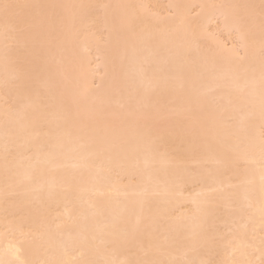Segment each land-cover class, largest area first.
I'll list each match as a JSON object with an SVG mask.
<instances>
[{"label":"bare ground","instance_id":"obj_1","mask_svg":"<svg viewBox=\"0 0 264 264\" xmlns=\"http://www.w3.org/2000/svg\"><path fill=\"white\" fill-rule=\"evenodd\" d=\"M3 264H264L262 0H7Z\"/></svg>","mask_w":264,"mask_h":264},{"label":"snow or ice","instance_id":"obj_2","mask_svg":"<svg viewBox=\"0 0 264 264\" xmlns=\"http://www.w3.org/2000/svg\"><path fill=\"white\" fill-rule=\"evenodd\" d=\"M22 7H28L35 9V15L31 18L30 21H28V26L31 27L33 23L37 22L42 15L41 10L46 7H55V6H45V5H28V6H22V5H15L8 3L7 0H0V16L3 17L4 27H5V37L9 35L11 31H15L17 27V20L19 18V13L15 10L20 9ZM262 13H264V0H262L261 3ZM0 264H3L2 261H0ZM131 264V262H130ZM135 264H162V262L158 261H136ZM184 264H192L191 261H185ZM201 264H211L210 261H204L201 262Z\"/></svg>","mask_w":264,"mask_h":264}]
</instances>
